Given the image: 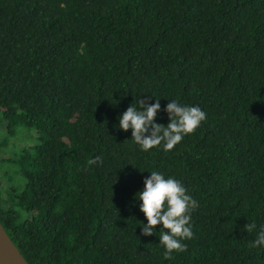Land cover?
Returning a JSON list of instances; mask_svg holds the SVG:
<instances>
[{"label":"trees","instance_id":"1","mask_svg":"<svg viewBox=\"0 0 264 264\" xmlns=\"http://www.w3.org/2000/svg\"><path fill=\"white\" fill-rule=\"evenodd\" d=\"M150 95L206 119L141 151L114 125ZM147 170L199 202L167 259ZM0 222L29 264H264V0H0Z\"/></svg>","mask_w":264,"mask_h":264},{"label":"clouds","instance_id":"2","mask_svg":"<svg viewBox=\"0 0 264 264\" xmlns=\"http://www.w3.org/2000/svg\"><path fill=\"white\" fill-rule=\"evenodd\" d=\"M159 110V99L155 96L138 98L136 105L129 104L118 115V124L114 127L121 131L131 130V139L141 151L148 152L156 146L169 151L206 119V113L198 105L182 104L175 99L163 109L168 117L166 125L155 121ZM99 160L97 156L95 161ZM147 171L149 175L143 178L142 189L133 197L134 202H139V211L146 223L139 221L136 225L140 226L142 235L156 233L155 226L160 225L159 244L163 246V256L167 259L174 251L182 252L186 248L184 241L192 238L191 214L199 207V202L179 179L160 171ZM244 229L250 233L256 229V224L247 222ZM251 246L264 248V224L256 230Z\"/></svg>","mask_w":264,"mask_h":264},{"label":"water","instance_id":"3","mask_svg":"<svg viewBox=\"0 0 264 264\" xmlns=\"http://www.w3.org/2000/svg\"><path fill=\"white\" fill-rule=\"evenodd\" d=\"M0 264H29L0 222Z\"/></svg>","mask_w":264,"mask_h":264},{"label":"rangeland","instance_id":"4","mask_svg":"<svg viewBox=\"0 0 264 264\" xmlns=\"http://www.w3.org/2000/svg\"><path fill=\"white\" fill-rule=\"evenodd\" d=\"M17 137L19 139L15 138V140H13V139L11 140V142H10L11 147L19 146L20 145V140L23 141L24 143H28L30 140L32 141L31 138H33V136L30 133H28V132H19Z\"/></svg>","mask_w":264,"mask_h":264}]
</instances>
